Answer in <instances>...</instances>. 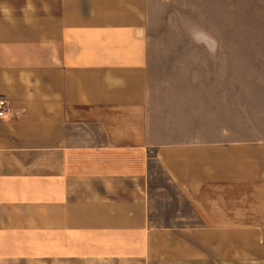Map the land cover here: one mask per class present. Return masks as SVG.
<instances>
[{
  "label": "crops",
  "instance_id": "0c3cea01",
  "mask_svg": "<svg viewBox=\"0 0 264 264\" xmlns=\"http://www.w3.org/2000/svg\"><path fill=\"white\" fill-rule=\"evenodd\" d=\"M30 2L0 0V264H264L235 38L210 56L168 0Z\"/></svg>",
  "mask_w": 264,
  "mask_h": 264
},
{
  "label": "rangeland",
  "instance_id": "374dc122",
  "mask_svg": "<svg viewBox=\"0 0 264 264\" xmlns=\"http://www.w3.org/2000/svg\"><path fill=\"white\" fill-rule=\"evenodd\" d=\"M166 6L176 36L190 37L188 29L198 25L214 37L235 38L241 85L264 87V0H168Z\"/></svg>",
  "mask_w": 264,
  "mask_h": 264
},
{
  "label": "clouds",
  "instance_id": "9594fccd",
  "mask_svg": "<svg viewBox=\"0 0 264 264\" xmlns=\"http://www.w3.org/2000/svg\"><path fill=\"white\" fill-rule=\"evenodd\" d=\"M26 11L32 13H35L36 11L35 5H33L30 0H26L24 8L21 9L22 13L26 14ZM3 12L6 17L10 16L8 9H3ZM8 22L11 23L12 20L9 19ZM25 22L30 23V20L26 19ZM188 33L193 43L204 46L210 56H215V54L220 48V43L213 35H211L209 32H207L198 25H192L188 29Z\"/></svg>",
  "mask_w": 264,
  "mask_h": 264
},
{
  "label": "built area",
  "instance_id": "2783aa9c",
  "mask_svg": "<svg viewBox=\"0 0 264 264\" xmlns=\"http://www.w3.org/2000/svg\"><path fill=\"white\" fill-rule=\"evenodd\" d=\"M11 111V106L7 98L0 96V119L5 118Z\"/></svg>",
  "mask_w": 264,
  "mask_h": 264
}]
</instances>
